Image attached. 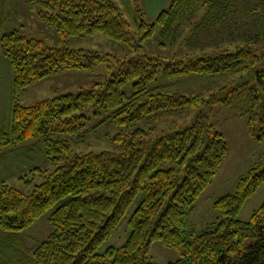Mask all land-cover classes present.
Wrapping results in <instances>:
<instances>
[{
  "label": "trees",
  "instance_id": "1",
  "mask_svg": "<svg viewBox=\"0 0 264 264\" xmlns=\"http://www.w3.org/2000/svg\"><path fill=\"white\" fill-rule=\"evenodd\" d=\"M264 6V0H258ZM40 9L41 18L66 46L49 48L43 41L28 38L19 29L0 38L2 56L12 70L11 111L8 125L0 122V162L9 151L29 141H40L46 157L56 166L43 183L24 193L5 182L0 184V229L15 235L13 246L33 252L34 264H153L151 246L160 242L177 251L179 260L169 264H264V203L248 222L239 215L245 204L264 186V164L240 177L237 190L214 203L222 220L201 232L187 231V218L203 192L212 184L229 155L224 135L211 123V103L233 106L247 118L249 136L264 140V57L242 44L234 51L224 49L212 55L188 54L152 57L139 55L124 60L96 52L72 50L70 39L106 35L113 41L138 48L156 26L169 35L199 8V0H173L155 24L143 19L136 9L138 33L111 0H28ZM218 0L206 8L215 14ZM133 47V46H132ZM114 59L111 76L91 90L66 94L23 106L27 89L54 73L95 70ZM253 71L248 81L225 87L222 99L203 95L186 96L161 89L149 90L152 82H175L188 76L243 74ZM133 83L134 95L127 97L121 87ZM146 95L143 103L139 99ZM100 106L110 112L120 131L111 138L120 153H74L64 137L83 130L88 107ZM198 112L188 128H176L152 136L132 129L145 119L167 112ZM140 199L128 224L126 244L98 250L112 236L134 202ZM46 214L53 228L48 238L32 250L26 249L20 233L33 227ZM3 264H10L5 261Z\"/></svg>",
  "mask_w": 264,
  "mask_h": 264
},
{
  "label": "rangeland",
  "instance_id": "2",
  "mask_svg": "<svg viewBox=\"0 0 264 264\" xmlns=\"http://www.w3.org/2000/svg\"><path fill=\"white\" fill-rule=\"evenodd\" d=\"M131 24L132 32L138 33L135 23L136 9H140L143 19L155 24L159 14L169 10L173 0H111ZM212 0H199V8L195 13L183 20L176 30L163 35L161 27L156 26L154 34L138 48L113 41L102 33L93 36H81L70 39L68 47L72 50L96 52L111 55L120 60L139 55L165 57H183L188 54L212 55L224 49L234 51L245 44L258 51L264 57V6L258 0H218L215 14L209 13L206 5ZM3 2V3H2ZM4 5V9L3 6ZM3 16L1 17V11ZM19 29L28 38L43 41L49 48L61 49L66 46L56 30L49 26L40 16L38 6L32 7L28 0H0V38L9 31ZM116 66L112 57L99 65L95 70L60 71L33 83L20 99L23 106L53 99L66 94H74L91 90L97 83H104ZM264 68V63L261 65ZM253 71L243 74H224L215 76H188L170 82L159 77L149 85V90L161 89L186 96L203 95L212 99H222L227 93L225 87H234L242 81L250 80ZM12 70L9 62L2 56L0 47V122L8 125L11 111ZM121 91L129 98L134 95L133 83L121 87ZM146 95L139 102L143 103ZM211 123L221 132L228 145L229 155L223 161L212 184L203 192L195 204V209L187 218V231L201 232L222 220L221 213L214 208V203L221 197L233 194L237 190L240 177L246 176L249 170L261 163L264 164V140L254 141L247 131V118L241 116L233 106H225L221 102L211 103ZM86 122L83 130L75 137H64L73 148L74 153H120L122 149L112 144L111 138L119 133V127L111 119V114L100 106L83 110ZM198 112H167L161 117L145 119L132 129H143L156 136L163 131L176 128H188L198 119ZM36 169L51 174L56 166L46 157L44 146L40 141H29L22 147L9 151L6 160L0 162V184L5 182L24 193H30L34 187L44 181V177ZM140 199L132 204L128 214L113 231L112 236L101 246L98 254L109 247H122L131 233L128 221L138 206ZM264 203V186L247 201L240 212L239 220L248 222L255 211ZM50 214H46L37 224L20 233L22 245L32 250L45 241L53 228L48 222ZM15 235L2 232L0 229V264H34L33 252H22L13 243ZM177 251L156 242L151 246L149 262L153 264H169L179 260Z\"/></svg>",
  "mask_w": 264,
  "mask_h": 264
},
{
  "label": "crops",
  "instance_id": "3",
  "mask_svg": "<svg viewBox=\"0 0 264 264\" xmlns=\"http://www.w3.org/2000/svg\"><path fill=\"white\" fill-rule=\"evenodd\" d=\"M2 3H3V2H2ZM4 5H5V4H2L3 9H4ZM3 12H4V11L2 10V11H1V17L3 16Z\"/></svg>",
  "mask_w": 264,
  "mask_h": 264
}]
</instances>
